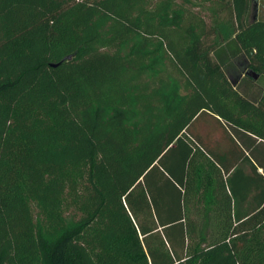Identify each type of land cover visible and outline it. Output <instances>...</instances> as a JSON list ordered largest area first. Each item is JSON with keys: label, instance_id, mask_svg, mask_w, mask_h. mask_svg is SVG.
<instances>
[{"label": "trees", "instance_id": "1", "mask_svg": "<svg viewBox=\"0 0 264 264\" xmlns=\"http://www.w3.org/2000/svg\"><path fill=\"white\" fill-rule=\"evenodd\" d=\"M255 1L0 0V264H264ZM208 112L241 167L193 134Z\"/></svg>", "mask_w": 264, "mask_h": 264}, {"label": "crops", "instance_id": "2", "mask_svg": "<svg viewBox=\"0 0 264 264\" xmlns=\"http://www.w3.org/2000/svg\"><path fill=\"white\" fill-rule=\"evenodd\" d=\"M246 73V72H245ZM246 75V74H245ZM244 73L239 77L237 80L238 85L243 80ZM252 78V77H251ZM260 78V76H259ZM254 79L253 80H259ZM264 95L263 93L260 94V96ZM259 96V97H260ZM254 97L256 100L259 99ZM219 117L217 115H213L210 112L208 113H201L196 121L194 122V125L192 127L193 134L197 135L201 141H204L208 148L213 153L222 154L226 157V167H229V169H234L235 167H241V158L240 154L242 152L240 147H234L229 146L228 140L231 139L230 130L227 128V126L218 119ZM245 168V166L243 165ZM259 170L262 172L263 169L260 167ZM246 183L239 182L238 191L241 193L242 186L245 190ZM212 188V186H211ZM215 192H212L210 190L209 192V200H211V197L215 196V202H218L217 206H214V214H210L211 216L215 217H221L223 216L221 211L223 210V207L220 206L221 202L232 200V192L229 187L223 188L222 192L219 191L218 185H214ZM232 202V201H231ZM232 208L234 207V203L231 204ZM230 206V207H231ZM216 209V210H215ZM220 212V213H219ZM246 212V206L244 205L243 208H239V215L242 216L243 213Z\"/></svg>", "mask_w": 264, "mask_h": 264}, {"label": "rangeland", "instance_id": "3", "mask_svg": "<svg viewBox=\"0 0 264 264\" xmlns=\"http://www.w3.org/2000/svg\"><path fill=\"white\" fill-rule=\"evenodd\" d=\"M254 5H255V10L253 11L254 16L264 19V0H256ZM151 7H152V4H151ZM188 7L191 10L192 15H194V18H197V19L202 18L208 23L211 22L212 20L210 16L211 12L205 6L201 4L191 3L189 4ZM191 13L189 15H191ZM166 67H167V74L171 73V74L177 75L176 72L172 69L170 64L166 65ZM238 88L241 92L248 94L251 98H254V97L258 98L261 93L264 94V78H261L260 80H252L251 78L246 76L244 73L243 80L239 84ZM33 210H34V215H36L35 212L37 211V208L34 207Z\"/></svg>", "mask_w": 264, "mask_h": 264}, {"label": "water", "instance_id": "4", "mask_svg": "<svg viewBox=\"0 0 264 264\" xmlns=\"http://www.w3.org/2000/svg\"><path fill=\"white\" fill-rule=\"evenodd\" d=\"M52 65H56V64H52ZM245 74L250 76V77H252V78H254V79H258L259 76H260L259 73H257L256 71H254L252 69L247 70Z\"/></svg>", "mask_w": 264, "mask_h": 264}]
</instances>
